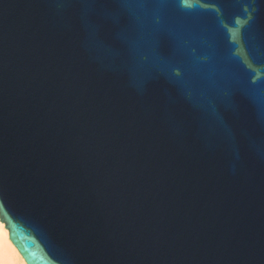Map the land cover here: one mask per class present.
I'll list each match as a JSON object with an SVG mask.
<instances>
[{"label":"water","instance_id":"1","mask_svg":"<svg viewBox=\"0 0 264 264\" xmlns=\"http://www.w3.org/2000/svg\"><path fill=\"white\" fill-rule=\"evenodd\" d=\"M0 221L27 264H264V0H0Z\"/></svg>","mask_w":264,"mask_h":264},{"label":"bare ground","instance_id":"2","mask_svg":"<svg viewBox=\"0 0 264 264\" xmlns=\"http://www.w3.org/2000/svg\"><path fill=\"white\" fill-rule=\"evenodd\" d=\"M0 264H27L8 237L4 222L0 221Z\"/></svg>","mask_w":264,"mask_h":264}]
</instances>
